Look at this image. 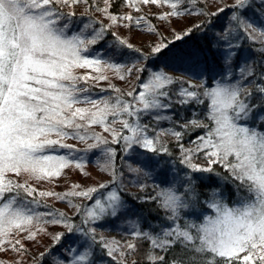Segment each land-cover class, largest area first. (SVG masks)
Listing matches in <instances>:
<instances>
[{
    "label": "snow or ice",
    "instance_id": "snow-or-ice-1",
    "mask_svg": "<svg viewBox=\"0 0 264 264\" xmlns=\"http://www.w3.org/2000/svg\"><path fill=\"white\" fill-rule=\"evenodd\" d=\"M103 2L104 7L90 4V0H0V253H15L20 257L19 264H24V258L30 256L28 244L37 242L41 234L50 237L52 245H60L66 236L76 239L61 256H57L54 247L47 246L36 257L37 264H95L92 259L94 244L109 257L117 251L121 256L138 251L136 243H109L103 236L97 243L96 227L85 225L117 216L124 207L121 196L115 191H110L103 201L94 199L95 193L109 188L119 179L117 148L122 145L123 153H129L134 146L152 153L167 152L163 144L159 147L157 144L160 136L169 133L163 131L155 137L150 136L149 126L141 122V116L171 107V87L188 83L160 69L157 61L164 62L167 67L169 61L183 63L193 54L174 51V41L165 39L154 43L142 57L147 64L132 63L129 66L90 58V46L104 39L106 28L92 29L91 38H88L85 32L92 28L89 23L70 34L71 17L76 13L64 9L83 3L104 13L112 25L126 28L145 25L147 32L153 35L159 31L146 15L113 13L110 11L113 0ZM197 2L191 0L193 4ZM123 3L136 13H143L144 6L167 8V11L153 13L166 23H170L171 18L192 15L186 0H123ZM256 7L264 15V0H259V5L255 0H233L231 4L218 6L215 12L198 13L209 17H218L225 11L230 13V24L222 27L221 35L217 37L218 42L227 48L212 45L216 47L213 55L219 58L218 74L222 78L232 76L233 57L239 59L238 54L231 50L235 46L229 34L239 32L250 39H257V28L246 17L247 11H255ZM205 23L211 25L212 21L206 19ZM188 35L191 31L185 30L183 34L175 35L174 40L182 41ZM259 37L264 44V29L260 30ZM126 50L140 51L132 43L119 39L110 55L122 58ZM260 51L264 55V48ZM150 65L157 67L153 69ZM236 67L240 68L241 80L251 84L258 77L253 88L239 82L217 81L214 87L200 86L202 91L191 83L176 91L181 105L203 103L201 96L210 98L209 119L215 125L210 128L198 119L186 122L184 128H207L208 131L205 136L197 137L195 148L187 149L182 144L180 147L184 153L183 161L194 171L211 173L213 166L222 165L237 182V190L244 189L249 196L241 197L237 207H228L213 198L210 207L216 210L217 215L208 217L203 225L169 226L156 235L135 231L134 235L152 249L146 253L147 264H264V131L237 123L252 114L256 107L254 95L260 101V107L264 108V60L258 69L241 68L239 63ZM79 69L90 71L80 74ZM205 70H211L207 61ZM108 71L114 72L120 80L133 73L137 78L145 74L148 79L146 83L141 82L140 91L134 88L122 92L109 84V89L117 93L114 98L94 99L87 95L94 84L109 80ZM156 118H161L159 113ZM260 118L264 120V116ZM96 127L102 131H95ZM171 135L181 140L184 133L173 131ZM69 140L78 141L86 148L77 149L75 144L66 142ZM56 149L84 153L99 150L98 167L101 173L108 174L109 182L99 183L98 187H85L73 182L71 190L63 193L39 191L28 179L20 182L21 177L38 182L59 181L66 178L64 170L72 168L91 179L90 173L84 171L83 156L46 154ZM197 153L206 158L204 166L192 163ZM129 171L139 173L141 170L130 167ZM37 196L55 197L76 211L72 216L58 210L45 214L35 212L30 205L40 203ZM160 196L161 206L170 211L173 221L177 220L179 209L187 206L183 198L172 190L161 192ZM26 198L31 199L25 202ZM77 198L92 202L91 206L74 204L73 199ZM77 219L80 220L79 225L75 223ZM46 225L63 230L50 232ZM180 247H183L185 256L179 260L173 257L169 261L167 255L158 254L170 253ZM13 264H16L15 257Z\"/></svg>",
    "mask_w": 264,
    "mask_h": 264
},
{
    "label": "trees",
    "instance_id": "trees-1",
    "mask_svg": "<svg viewBox=\"0 0 264 264\" xmlns=\"http://www.w3.org/2000/svg\"><path fill=\"white\" fill-rule=\"evenodd\" d=\"M187 7L194 16L190 21L191 26L188 28L191 31V35L184 36L182 41H175L174 37L176 33H164L158 32L159 42L167 40L169 42L175 43L174 51H183L184 53H191V57L186 59L185 62L180 63L176 61H169L168 66H165L164 62L157 61L158 67L160 69L168 70L173 72L183 81L191 84H197L198 91H202V87H214L217 81L230 82V83H242L248 88H253V83H248L247 80L240 79V68L236 67L239 63L241 68H256L258 69L262 60H264V55L261 53V49L264 48V44L260 42L259 32L264 29V15H261V9L256 7L253 11L249 9L246 13L247 19H249L254 27L257 28V39L253 40L248 38L244 34L239 32L230 33L229 39L235 46L231 49L233 52L237 53L239 59L233 57L232 65V76L228 78H222L219 73V66L217 64L218 57L214 56L213 53L216 52V47L212 45H217L221 48L226 49L227 46L219 43L217 37L221 35V28L225 25L230 24V13L225 11L219 14L218 17H209L206 15H198L201 11L204 13L215 12L218 6H222L227 3L226 0H198L196 4L191 3V0H186ZM90 4L100 5V0H90ZM230 4V3H227ZM255 4L259 5V0H255ZM86 6L85 4H83ZM123 0H113L112 7L110 11L113 13H118L119 8L123 7ZM89 15H77L71 17L72 25L69 32L75 28V30L80 31L81 23L91 24L90 28L86 34H92V29L99 30L101 26L106 28L104 33V39L96 45H91V52L88 55H92L95 52L102 53L103 58L109 62H120L125 65H131L132 63L147 64V61L142 60L143 56H146L150 47H143L134 39H130V36L119 35L116 33L113 25L107 21L99 20L94 14V9L87 5ZM151 13L155 12V6H150ZM215 9V10H214ZM150 19H154L151 17ZM82 19V20H80ZM211 20L212 23L207 24L205 20ZM80 20V22H79ZM151 21V20H150ZM156 21V22H155ZM151 24L157 26V20ZM203 25L202 27H198ZM181 32V31H180ZM124 39L134 45L135 48L140 49L139 52L132 50H126L125 55L120 57H112L110 55L113 46L118 45V40ZM205 61H207L208 67L211 69L205 70ZM151 68H156L157 65H150ZM109 71V75H110ZM202 73V74H201ZM112 74V73H111ZM115 74V73H113ZM112 75H110L111 77ZM185 77L186 80L182 79ZM105 82V84H94L91 88L90 95L94 99L115 97L116 92L109 89L108 85H115L116 88L120 89L122 92L132 91V87L129 85H120L121 80L117 75L110 78ZM129 77V76H128ZM128 77L125 81L128 80ZM141 81L148 79L145 74H140ZM251 79V78H249ZM196 82V83H195ZM94 83V82H90ZM188 83L183 85H173L171 87V107L166 109L153 110L142 114L141 122L147 124L149 135L155 137L161 132L166 131L169 134L160 136V141L158 145L163 144L167 152L160 150L157 153L148 152L144 149L134 146V149L129 153H123L122 145L117 148L118 161L116 168L118 173H120L119 179L115 184H110L107 189H100L94 194V199L105 200L110 191L117 192L123 201L124 207L117 216H108L107 218L96 222L92 225H85V227H96L99 233L104 234V237L109 239H114L117 242H133L138 246V251L135 253L126 252L125 256H121L119 252H115L112 257H109L106 252L98 247L96 244L93 245V257L95 264H121V261H125V264H147L146 253L152 251L150 245H148L143 239L137 238L134 235L135 231H146L151 232L156 235L161 232V229L177 227L178 225L183 227L184 225H203L208 217H215L217 215L216 210L210 207L213 202V198L217 202H222L228 207H237L240 204L241 197L249 196L244 189L237 190V182L228 174L227 169L222 165L213 166L214 171L211 173L207 172H196L191 167H189L187 162L183 161L184 153L180 147L182 144L184 148L192 149L195 148V142L198 136H205L208 129H199L195 127L184 128L183 125L192 120L198 119L199 121L208 124L209 127H214V122L209 119V112L211 110V100L208 97L201 96L203 103L191 104V105H181L178 103V97L176 96V91L179 87H187ZM125 99H131L130 97H125ZM256 101V107L252 110L247 118L238 120L237 123L244 127L252 128L256 131H264V120L260 117L264 116V108L260 107V101L253 96ZM251 103V101H249ZM157 113L160 115V119L156 118ZM173 131H181L184 133L181 140H177L171 135ZM125 134H128L125 132ZM116 147L115 145H112ZM157 146V147H159ZM86 148V147H85ZM84 149V148H83ZM58 156L67 155L69 157L79 158L84 157L83 163L85 166H98L97 161L100 159L99 150L94 152L84 153L82 151L70 152L67 149H56L55 152ZM205 164L206 158L197 153L193 156L192 163ZM130 167L139 168L141 171L139 173H133L129 171ZM107 176L108 174L105 173ZM109 178V176H108ZM109 181H106L108 183ZM172 190L176 195L183 198L186 207L179 209L178 219L173 221L171 213L161 206L162 197L161 192ZM26 198L25 202H27ZM40 200L39 204H32L30 207L38 213L45 214L50 210H58L64 212L69 216H72L76 209L72 208L71 205H67V210H62L57 206L43 200V198L37 197ZM76 205L88 204L91 206L92 202L86 200L76 199L73 200ZM77 225L80 224V220H75ZM46 227H55L51 225H46ZM50 230V228H49ZM63 229L56 230L62 231ZM55 230L50 232H56ZM195 233V229H192ZM46 244H50L56 249L57 256H61L66 253V248L73 243L76 239L73 236H66V238L61 242L60 245H52L51 239L45 236ZM81 243L83 238H81ZM99 243V240L97 241ZM121 244V243H120ZM49 245V246H50ZM82 251V250H81ZM165 254L169 261L173 257L179 260L185 256L183 247L174 248L170 253H158ZM0 255H2L0 253ZM5 255L10 256L7 258ZM5 257V258H4ZM0 261L3 264H13V258L15 257L16 264H19L18 258L15 253L9 252L4 254ZM36 257V256H34ZM36 259V258H35ZM50 259V258H49ZM8 262V263H7ZM37 264V261L34 263Z\"/></svg>",
    "mask_w": 264,
    "mask_h": 264
},
{
    "label": "rangeland",
    "instance_id": "rangeland-1",
    "mask_svg": "<svg viewBox=\"0 0 264 264\" xmlns=\"http://www.w3.org/2000/svg\"><path fill=\"white\" fill-rule=\"evenodd\" d=\"M227 3H233V0H226ZM100 5L99 7H104V2L103 0H100ZM151 8L150 6H144V12L143 13H136L132 8H129V7H126V6H123V7H120L119 9V12L118 13H121V14H124V13H130L134 16L136 15H146L150 21V23L154 22L155 20H157V28L159 29V33L161 32V34H166V33H176L177 35H180V34H183V32L185 30H189L188 28L191 26L190 24V21L192 19V16H194V13H192L191 16H187V15H184V16H181L179 18H171V22L170 23H166L164 21H161L159 19H157L153 13H151ZM155 8V12L154 13H159L161 11H167L168 9L165 8L163 10L157 8V7H154ZM65 11L67 12H75L76 15H80L82 14L83 15H89L91 12H89V9L86 6L83 5V3H80L78 5H75L71 8H66L64 9ZM215 10V9H214ZM95 11V10H93ZM96 13L94 14V16H96L99 20H102V21H107L109 23H111L108 18L105 16L104 13L102 12H99V11H95ZM150 15H152L151 17L155 18V20L153 19H150ZM82 20V19H80ZM79 20V22H80ZM156 22V21H155ZM123 23H127V22H123ZM84 25V23H81L80 24V27L82 28ZM153 25V24H152ZM154 26V25H153ZM114 29L116 30V33H119V35H127V36H130V39H134V41H137V43H139L140 45H142L143 47H151L154 43H159V36H158V33L153 35L151 33H148L147 30H146V26L145 25H141L140 27H123L121 25H113ZM181 31V32H180ZM75 32H78L77 30L72 29L70 31V34L71 33H75ZM164 32V33H163ZM85 36H87L88 38H91V34H86L85 33ZM90 54V53H89ZM90 58L91 57H95V58H101L103 60H105V58L101 57L102 56V53H99V52H95L94 54L92 55H89ZM88 71V69H79L78 72L80 74H86ZM166 72H168L170 75H173L174 77H180V76H177L176 74H174L173 72H170L168 70H165ZM110 75H112L110 77L109 75V71L106 73L110 78H113L115 77L116 74H113L114 72L110 71ZM182 79L186 80L185 77L183 78V76H181ZM131 80V81H125V80H121V83L120 85H129V87L131 86L132 89H137L138 91L142 90L141 87H140V84L141 82H145V81H141V78H140V75H139V78H137L136 74L133 73L132 76H129L128 77V80ZM106 81H101L99 84L100 85H104ZM147 82V80H146ZM145 82V83H146ZM196 83V82H195ZM193 85H197V84H193ZM117 127H119V125H117ZM95 131L97 132H101L102 131V128L100 127H96L94 129ZM105 135H107V133H105ZM68 143H73L76 145L77 149H83L86 147V145L78 142V141H72V140H69V141H66ZM91 142V141H90ZM157 146H159L157 144ZM56 150L55 151H49L47 152L46 154L47 155H55V156H58L56 153ZM197 164V163H195ZM199 165L201 166H204L205 164H201L198 162ZM65 176L66 178H62L60 179L59 181H52V182H38V181H33L31 180L30 178H27V177H21L19 178L20 179V182L23 183L25 181V179H28L29 183H31L34 187H37L39 191H54V192H60V193H63V192H67V191H70L71 190V184L73 182H77V183H80L82 186H97L98 187V184L99 183H106V181H109V178L108 176L105 174V173H101L100 172V169L98 166H85V169L84 171L90 173L91 175V179H87L84 177V173L81 172L80 170H77L75 168H72V169H65ZM38 197V196H37ZM40 198V197H39ZM43 200H46L47 202L57 206L58 208L62 209V210H67V205L64 203V202H61L59 200H57L55 197H44ZM74 201H76V199H73ZM50 230L49 231H53V230H59L58 227H49ZM61 230V228H60ZM100 236H103L104 237V234L102 233H99L97 231V237H98V240H99V237ZM45 235L41 234L40 237L38 238L37 242L35 243H30L28 244V247H29V250H30V256L29 257H25L24 258V264H34L37 260L35 259L39 252L41 251H45L46 247L49 246L50 244H46V241H45ZM109 243H111L112 241H116L114 239H109L107 237H104ZM117 242V241H116ZM121 243V244H120ZM120 245H124L125 243H122V242H119ZM119 252V251H117ZM2 255H0V258H3L4 257V254L5 253H1ZM7 254V253H6ZM115 255V254H113ZM7 258H9V262H10V256L8 255H5ZM36 256V257H34ZM116 256V255H115ZM5 258V257H4ZM18 261L20 260V257H17ZM8 263V262H7Z\"/></svg>",
    "mask_w": 264,
    "mask_h": 264
}]
</instances>
